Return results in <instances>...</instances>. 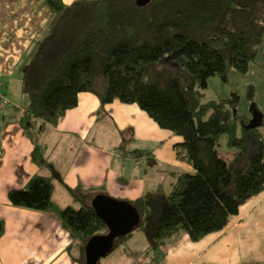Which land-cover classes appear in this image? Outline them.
Listing matches in <instances>:
<instances>
[{"label":"trees","instance_id":"1","mask_svg":"<svg viewBox=\"0 0 264 264\" xmlns=\"http://www.w3.org/2000/svg\"><path fill=\"white\" fill-rule=\"evenodd\" d=\"M45 3V36L22 66L21 90L28 101L17 121L24 131L38 120L55 124L80 92H89L100 109L115 99L136 103L159 127L181 136L176 154L191 165L176 171L169 192L149 190L126 201L138 224L114 237L104 256L140 230L157 262L169 237L184 233L198 241L220 231L241 204L264 190V123L248 125L235 93L202 99L209 77L226 82L231 69L247 72L264 38V0ZM253 92L248 85L250 102ZM33 159L44 161L39 145ZM52 191L50 176L35 175L25 187L9 190L8 199L60 219L72 238L69 249L78 247V264H87V241L109 232L93 193L69 188L74 204L60 206Z\"/></svg>","mask_w":264,"mask_h":264},{"label":"crops","instance_id":"2","mask_svg":"<svg viewBox=\"0 0 264 264\" xmlns=\"http://www.w3.org/2000/svg\"><path fill=\"white\" fill-rule=\"evenodd\" d=\"M49 16L45 0H0V80L7 78L11 85L12 70L22 67L43 40ZM263 41L247 70V74H256L260 79H264ZM15 83L20 86V74ZM250 84L254 102L248 111H242L252 119L254 107L255 122L260 125L264 123V105L257 103L258 88L254 84L246 83L245 90ZM0 86H4L3 81ZM8 103L9 99L1 97L0 264H78L77 250L69 249L72 238L60 219L10 203L9 190L25 187L32 176H50L51 198L65 206L74 202L69 188L88 190L96 200L107 196L131 201L149 190L169 192L176 171L191 169L176 154L175 144L182 141L181 136L159 127L136 103L115 99L100 109L94 94L80 92L77 104L55 124L42 125L38 120L28 132L17 121L23 109H2ZM36 145L42 149V163L33 159ZM263 223L264 190L241 204L220 231L198 241H191L184 233L169 237L157 262L152 252H146L147 241L140 230L135 232L144 236L133 232L103 257L110 261L107 264H261L264 247L257 248L253 238Z\"/></svg>","mask_w":264,"mask_h":264},{"label":"rangeland","instance_id":"3","mask_svg":"<svg viewBox=\"0 0 264 264\" xmlns=\"http://www.w3.org/2000/svg\"><path fill=\"white\" fill-rule=\"evenodd\" d=\"M47 23H48V20L46 21L45 28L47 27ZM258 52H259V49H258ZM12 71L14 72L13 73L14 79L11 81V85L7 84L8 83L7 78H3L4 80L3 79L0 80L4 82V86L3 87L0 86V96L3 97V99H6V100L9 99V103H8L9 105L5 104L1 106L2 109L4 110L12 109L13 105L20 107V108L25 107L28 101L27 96L24 93H22L21 84L19 86L17 85V83H15V80H17L18 75L20 74L21 76L22 74V67H20L19 69L17 68L15 70L13 69ZM247 72L238 73L235 70H230L228 73V78L226 82L222 81L220 77L218 76L209 77L207 81V87L206 89L203 90L204 94H203L202 99L205 101L209 99L222 98V97L230 96L233 93H235L239 97L238 104H237L238 112L243 113L242 110L246 109V111H248L251 105V102H248L249 100L247 99V95H246L247 89L245 90V86H246L245 84L252 83L254 84L255 87L258 88V91L256 93V98H258V100L255 97L254 98L257 100L258 105L263 107L264 105V79H260L258 76H256V74L255 75L247 74ZM218 149L219 150L221 149V151L226 150V147L224 145V138L221 139V143L218 146ZM71 204H74V202L71 201ZM261 226L262 228H259V233L256 234V235L260 234V236L254 235V238H253V242L255 243V246L257 248H260L262 246L264 247V223ZM135 233L141 234V236H144L142 235L143 233L140 231L135 232ZM74 248L75 250H77V255H78L79 254L78 247L75 246ZM262 254H264V251L262 252ZM100 260L99 261L101 262V264H107L108 262H110L105 257H102ZM99 261H98V264H99ZM259 263L264 264V260H262V262L259 261Z\"/></svg>","mask_w":264,"mask_h":264},{"label":"water","instance_id":"4","mask_svg":"<svg viewBox=\"0 0 264 264\" xmlns=\"http://www.w3.org/2000/svg\"><path fill=\"white\" fill-rule=\"evenodd\" d=\"M150 0H136L139 6L146 5ZM253 109V118L248 125H256L255 111ZM99 214L107 223L109 232L105 235L90 238L85 247L87 264H98V261L104 254L109 251L114 237L123 235L131 231L138 224L139 217L126 201L116 200L107 196H100L93 199Z\"/></svg>","mask_w":264,"mask_h":264}]
</instances>
